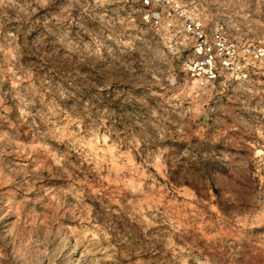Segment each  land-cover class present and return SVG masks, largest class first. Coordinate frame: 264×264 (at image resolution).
<instances>
[{
  "label": "rangeland",
  "instance_id": "374dc122",
  "mask_svg": "<svg viewBox=\"0 0 264 264\" xmlns=\"http://www.w3.org/2000/svg\"><path fill=\"white\" fill-rule=\"evenodd\" d=\"M180 9L264 47V0H0V264H264V60L197 87Z\"/></svg>",
  "mask_w": 264,
  "mask_h": 264
},
{
  "label": "built area",
  "instance_id": "2783aa9c",
  "mask_svg": "<svg viewBox=\"0 0 264 264\" xmlns=\"http://www.w3.org/2000/svg\"><path fill=\"white\" fill-rule=\"evenodd\" d=\"M153 0H142L150 5ZM155 28L174 27L172 18H162L160 12L146 14ZM180 30L190 38L191 51L182 62V70L191 82L203 88L218 78L245 80L254 63L264 60V47L242 43L230 36L225 26L215 22L207 27L204 20L192 11L180 9L177 13Z\"/></svg>",
  "mask_w": 264,
  "mask_h": 264
}]
</instances>
